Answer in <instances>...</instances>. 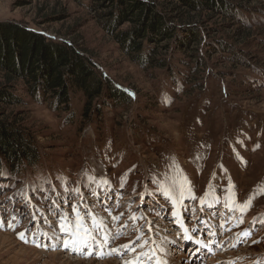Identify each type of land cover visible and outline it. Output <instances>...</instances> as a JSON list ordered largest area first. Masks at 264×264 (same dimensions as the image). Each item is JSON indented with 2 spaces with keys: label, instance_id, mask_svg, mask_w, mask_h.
<instances>
[{
  "label": "rangeland",
  "instance_id": "rangeland-1",
  "mask_svg": "<svg viewBox=\"0 0 264 264\" xmlns=\"http://www.w3.org/2000/svg\"><path fill=\"white\" fill-rule=\"evenodd\" d=\"M261 2L257 11L237 14L259 29L262 44L239 47L238 67L204 55V71L195 72L191 58L178 52L171 53V70L137 66L86 2L0 0V21L75 41L108 81L91 111L80 90L71 91L65 111L26 96V107L11 108L28 117L23 122L39 156L14 172L0 165V264H43L55 252L83 262L264 264ZM110 89L129 94L128 103ZM178 218L204 243L213 240L215 254L196 262L197 248L183 243L174 226ZM81 225L95 239L83 252L61 247L69 238L61 227L71 232Z\"/></svg>",
  "mask_w": 264,
  "mask_h": 264
},
{
  "label": "trees",
  "instance_id": "trees-1",
  "mask_svg": "<svg viewBox=\"0 0 264 264\" xmlns=\"http://www.w3.org/2000/svg\"><path fill=\"white\" fill-rule=\"evenodd\" d=\"M74 1L79 6L86 2L84 7L93 19L145 70H171L170 57L175 52L191 58L195 72L204 71V55L238 67L236 58L243 54L239 47L252 41L262 44L259 29L246 27L237 14L240 9L257 11L261 0ZM81 52L73 40L51 39L28 26L0 21V165L5 161V167L14 172L23 160H38L37 144L23 122L28 117L18 118L13 111L14 107H26L25 96L35 102L50 99L63 111L69 107L73 90L85 94L88 111L103 96L108 81ZM108 93L118 102L129 101V94L123 91L110 89Z\"/></svg>",
  "mask_w": 264,
  "mask_h": 264
},
{
  "label": "snow or ice",
  "instance_id": "snow-or-ice-1",
  "mask_svg": "<svg viewBox=\"0 0 264 264\" xmlns=\"http://www.w3.org/2000/svg\"><path fill=\"white\" fill-rule=\"evenodd\" d=\"M61 231H64L68 234L69 238L63 240L62 244L60 245L61 247L68 249L73 252H83L84 248L87 246L88 242L90 240H94L95 237L92 236L91 230L86 228L85 226L81 225L79 228H72V231L69 232L68 228L62 226ZM18 238L23 240L25 243L28 242L26 239L25 233H17ZM35 243V241H33ZM37 247H45L48 248V245H40L37 244ZM53 248L55 245L52 246ZM127 247V246H125ZM91 254V253H89ZM127 264H132V262H127ZM166 264V262H165Z\"/></svg>",
  "mask_w": 264,
  "mask_h": 264
},
{
  "label": "bare ground",
  "instance_id": "bare-ground-1",
  "mask_svg": "<svg viewBox=\"0 0 264 264\" xmlns=\"http://www.w3.org/2000/svg\"><path fill=\"white\" fill-rule=\"evenodd\" d=\"M212 210H213V214H214V212L217 211L216 208H213ZM23 249H24V247L20 248V250H23ZM25 249L28 250V248H25ZM29 250H31L33 253H36L38 255L37 251L34 250L33 248H29ZM38 257H39V255H38ZM178 257L181 258L182 256L179 255ZM178 257H177V259H179ZM39 259H40V257H39ZM175 261H176V259H175ZM57 263H61V264H119L116 262V260H113V259L104 260L101 262H99V261L97 262L94 260H89V261L83 262L81 260H77V259L68 257V256H66L60 252H55V253L50 254V259L43 261V264H57Z\"/></svg>",
  "mask_w": 264,
  "mask_h": 264
}]
</instances>
